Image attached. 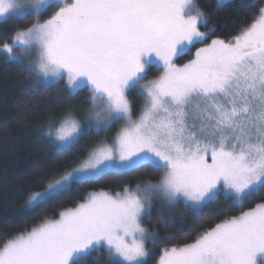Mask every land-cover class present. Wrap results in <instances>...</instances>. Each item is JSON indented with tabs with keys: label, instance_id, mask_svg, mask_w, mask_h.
I'll return each mask as SVG.
<instances>
[{
	"label": "snow or ice",
	"instance_id": "6c2138e0",
	"mask_svg": "<svg viewBox=\"0 0 264 264\" xmlns=\"http://www.w3.org/2000/svg\"><path fill=\"white\" fill-rule=\"evenodd\" d=\"M230 6L0 0V23L32 19L0 33V55L57 93L39 142L63 159L26 186L21 218L43 215L0 241V264L101 250L105 264H148L161 245L156 264H264V0H240L251 19L222 37L213 16ZM131 173L120 191L94 187ZM188 214L191 238L169 246Z\"/></svg>",
	"mask_w": 264,
	"mask_h": 264
},
{
	"label": "trees",
	"instance_id": "16d2710c",
	"mask_svg": "<svg viewBox=\"0 0 264 264\" xmlns=\"http://www.w3.org/2000/svg\"><path fill=\"white\" fill-rule=\"evenodd\" d=\"M239 2L240 0H232V6L218 11L213 16L218 29L217 35L222 37L234 35L239 25L251 19L250 13H244L235 7ZM200 3L205 9L211 10L215 0H200ZM257 6L261 5L258 3ZM31 22V17H26L0 23V33L11 32L17 26H27ZM190 58L185 56L177 62L184 63ZM157 74L158 72L153 69L149 78ZM56 94L54 90L34 85L22 67L5 63L3 56L0 55V241L22 230L25 226L30 227L40 219V215H43V213L33 214L24 220L18 209L25 199L22 193L27 191L26 186L41 174L40 167L49 164L52 160L56 164L63 162L61 157L53 156L51 150L39 142L37 135L39 122L53 108L61 107L54 100ZM140 104L142 101H137V111L134 115L139 112ZM158 175L151 178L155 179ZM140 178V173H131L122 177L108 176L94 187L113 192L120 191L122 185L134 184ZM65 203L70 204L71 201H65ZM217 207V204H213L205 208L204 215L213 213ZM53 211L49 209L48 214ZM153 216H155V210ZM145 223L149 227L155 226L154 221L152 224H148L147 221ZM180 228H183V231H176ZM195 229V219L188 214L183 223H177L175 229H167L169 232H175L176 239L165 243L170 246L173 243L185 242V238L190 239ZM162 247L164 245L153 251L148 264H156ZM105 261L106 253L103 250L99 253L92 252L81 258V264H105Z\"/></svg>",
	"mask_w": 264,
	"mask_h": 264
},
{
	"label": "rangeland",
	"instance_id": "374dc122",
	"mask_svg": "<svg viewBox=\"0 0 264 264\" xmlns=\"http://www.w3.org/2000/svg\"><path fill=\"white\" fill-rule=\"evenodd\" d=\"M61 107H59V108H53L40 122H39V124H38V126H37V135L39 136V134H40V132L43 130V126H44V123H45V121H46V119H47V117H48V115L51 113V112H53V111H56V110H59ZM139 114V112L136 114V115H138ZM136 115H134V116H136ZM117 127H119V125H117ZM114 132H115V129H113V133L112 134H114ZM109 135H111V134H109Z\"/></svg>",
	"mask_w": 264,
	"mask_h": 264
}]
</instances>
